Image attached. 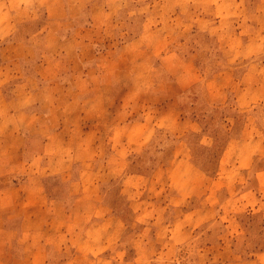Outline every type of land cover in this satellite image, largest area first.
<instances>
[{"label": "rangeland", "instance_id": "rangeland-1", "mask_svg": "<svg viewBox=\"0 0 264 264\" xmlns=\"http://www.w3.org/2000/svg\"><path fill=\"white\" fill-rule=\"evenodd\" d=\"M0 264H264V0H0Z\"/></svg>", "mask_w": 264, "mask_h": 264}]
</instances>
